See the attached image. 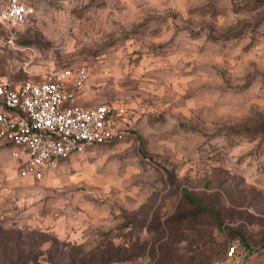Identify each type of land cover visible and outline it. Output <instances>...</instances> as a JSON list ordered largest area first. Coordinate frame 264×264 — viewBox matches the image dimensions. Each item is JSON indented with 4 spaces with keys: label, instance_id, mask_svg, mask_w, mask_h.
Returning <instances> with one entry per match:
<instances>
[{
    "label": "rangeland",
    "instance_id": "rangeland-1",
    "mask_svg": "<svg viewBox=\"0 0 264 264\" xmlns=\"http://www.w3.org/2000/svg\"><path fill=\"white\" fill-rule=\"evenodd\" d=\"M21 1L0 79L85 65L76 101L122 104L128 129L42 178L0 142L1 228L34 230L45 264H264V0Z\"/></svg>",
    "mask_w": 264,
    "mask_h": 264
},
{
    "label": "built area",
    "instance_id": "built-area-1",
    "mask_svg": "<svg viewBox=\"0 0 264 264\" xmlns=\"http://www.w3.org/2000/svg\"><path fill=\"white\" fill-rule=\"evenodd\" d=\"M26 13L21 0H6L0 20L14 25ZM92 83L85 65L57 67L45 80L27 78L15 84L0 79V142L20 160L22 176L42 178L58 170L61 159L84 144L111 142L125 135L128 120L122 104L76 101ZM238 253L235 239L227 245L226 255L233 259Z\"/></svg>",
    "mask_w": 264,
    "mask_h": 264
},
{
    "label": "trees",
    "instance_id": "trees-1",
    "mask_svg": "<svg viewBox=\"0 0 264 264\" xmlns=\"http://www.w3.org/2000/svg\"><path fill=\"white\" fill-rule=\"evenodd\" d=\"M184 194L188 200L197 203V199L193 198L189 192L185 191ZM29 233H35V231L32 230ZM29 233H23L21 229L5 231L0 226V264H45L44 259H38V254L43 252L40 244L44 239H38L37 236ZM241 238L247 244L243 235ZM47 255L46 262L61 264L60 260L56 259L61 257L57 248L54 251L48 250Z\"/></svg>",
    "mask_w": 264,
    "mask_h": 264
},
{
    "label": "clouds",
    "instance_id": "clouds-1",
    "mask_svg": "<svg viewBox=\"0 0 264 264\" xmlns=\"http://www.w3.org/2000/svg\"><path fill=\"white\" fill-rule=\"evenodd\" d=\"M226 103H231V102L228 101V102H226ZM245 103H246V106H247V107H250V105H247V102H246V101H245ZM225 114H228L226 110H222V111L220 112V115H225ZM193 147H194V146H193Z\"/></svg>",
    "mask_w": 264,
    "mask_h": 264
}]
</instances>
